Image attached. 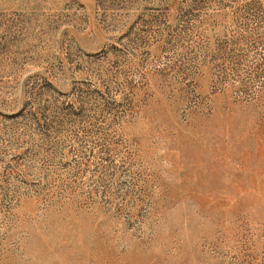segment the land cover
Returning <instances> with one entry per match:
<instances>
[{"label": "rangeland", "instance_id": "rangeland-1", "mask_svg": "<svg viewBox=\"0 0 264 264\" xmlns=\"http://www.w3.org/2000/svg\"><path fill=\"white\" fill-rule=\"evenodd\" d=\"M0 264H264V0H0Z\"/></svg>", "mask_w": 264, "mask_h": 264}]
</instances>
